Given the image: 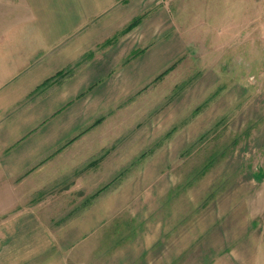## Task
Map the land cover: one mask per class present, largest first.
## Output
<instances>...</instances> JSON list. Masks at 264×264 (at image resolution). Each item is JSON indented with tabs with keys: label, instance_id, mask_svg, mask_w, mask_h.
Segmentation results:
<instances>
[{
	"label": "rangeland",
	"instance_id": "374dc122",
	"mask_svg": "<svg viewBox=\"0 0 264 264\" xmlns=\"http://www.w3.org/2000/svg\"><path fill=\"white\" fill-rule=\"evenodd\" d=\"M167 5L175 68L153 82L173 61L150 57L131 76L149 81L102 109L93 156L72 151L44 179L0 174V227L34 211L54 235L97 198H123L99 251L70 264H264V0ZM28 13L25 0H0V33ZM116 78L113 91L129 88Z\"/></svg>",
	"mask_w": 264,
	"mask_h": 264
},
{
	"label": "crops",
	"instance_id": "0c3cea01",
	"mask_svg": "<svg viewBox=\"0 0 264 264\" xmlns=\"http://www.w3.org/2000/svg\"><path fill=\"white\" fill-rule=\"evenodd\" d=\"M25 1L27 16L0 33V174L22 182L59 172L57 162L72 151L93 156L88 140L102 109L155 80L182 52L170 0ZM165 55L173 64L144 84L133 80L150 57ZM117 76L128 89L113 91ZM124 202L99 197L54 235L34 211L19 212L0 227V264H70L81 252L92 259L102 224Z\"/></svg>",
	"mask_w": 264,
	"mask_h": 264
},
{
	"label": "trees",
	"instance_id": "16d2710c",
	"mask_svg": "<svg viewBox=\"0 0 264 264\" xmlns=\"http://www.w3.org/2000/svg\"><path fill=\"white\" fill-rule=\"evenodd\" d=\"M139 20V19H138ZM138 20H134L129 26H128V30L131 29L132 27L135 26V24H137ZM176 66V63H174L171 67H169L167 70H165L163 73H161L158 77H156V79L154 80V82L162 79L165 75H167L168 73H170ZM103 118L97 120L94 125L92 127H95L97 125H99L102 122ZM97 195V194H96ZM96 195H94L93 197H95ZM92 197V198H93Z\"/></svg>",
	"mask_w": 264,
	"mask_h": 264
}]
</instances>
